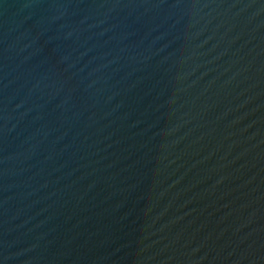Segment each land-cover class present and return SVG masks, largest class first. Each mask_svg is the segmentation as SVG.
Listing matches in <instances>:
<instances>
[{"label":"water","instance_id":"95a60500","mask_svg":"<svg viewBox=\"0 0 264 264\" xmlns=\"http://www.w3.org/2000/svg\"><path fill=\"white\" fill-rule=\"evenodd\" d=\"M0 264H264V0H0Z\"/></svg>","mask_w":264,"mask_h":264}]
</instances>
